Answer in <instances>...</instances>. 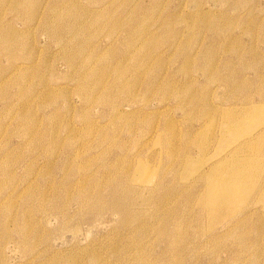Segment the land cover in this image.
Instances as JSON below:
<instances>
[{
  "label": "rangeland",
  "instance_id": "374dc122",
  "mask_svg": "<svg viewBox=\"0 0 264 264\" xmlns=\"http://www.w3.org/2000/svg\"><path fill=\"white\" fill-rule=\"evenodd\" d=\"M0 264H264V0H0Z\"/></svg>",
  "mask_w": 264,
  "mask_h": 264
},
{
  "label": "bare ground",
  "instance_id": "6f19581e",
  "mask_svg": "<svg viewBox=\"0 0 264 264\" xmlns=\"http://www.w3.org/2000/svg\"><path fill=\"white\" fill-rule=\"evenodd\" d=\"M262 107H263V106H262ZM260 108H261V105H260L259 109H260ZM257 109H258V108H257ZM261 111H262V110H261ZM256 112H260V110H258V111H256ZM236 122H237V121H236ZM228 123H229V122H228ZM226 124H227V123H226ZM231 125H232V124H231ZM231 125H230V126H231ZM242 126H243V125H242ZM230 128H231V127H230ZM230 130H231V129H230ZM250 143H251V142H250ZM245 144H247V142H246ZM252 144H254V143H252ZM240 146H241V145H240ZM242 146H243V145H242ZM247 147H248V146H247ZM239 148H240V147H238V149H239ZM240 149H241V148H240ZM244 149H245V148H244ZM236 150H237V148H235V149L232 151V154H235V153L237 152ZM248 151H249V150H248ZM230 152H231V151H230ZM248 153H249V152H248ZM237 154H238V153H237ZM239 154H241V153L239 152ZM239 154H238V155H239ZM228 156H229V155H227L226 158H229ZM230 157H231V156H230ZM224 159H225V158H224ZM225 161H226V159H225ZM225 161H224V162H225ZM221 162H222V161H217L216 164H215L214 166L216 167V165H218V164L224 165V163L222 164ZM227 162H228V161H226V163H227ZM237 165H238V168H239V167H242V166H241V165H242L241 162H240V164L237 163ZM211 168H212V167H211ZM203 173H204V172H203ZM244 173H245L244 169L241 170V168H240V169L237 170L236 174L234 175L235 177L233 176V177H231V179L234 178V180H235V179H237L238 177H243V174H244ZM262 188H263V187H262ZM224 194H226V193H224Z\"/></svg>",
  "mask_w": 264,
  "mask_h": 264
}]
</instances>
